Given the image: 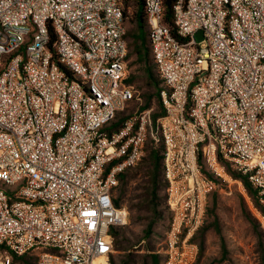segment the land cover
<instances>
[{
	"label": "built area",
	"instance_id": "1",
	"mask_svg": "<svg viewBox=\"0 0 264 264\" xmlns=\"http://www.w3.org/2000/svg\"><path fill=\"white\" fill-rule=\"evenodd\" d=\"M145 12L164 113L110 128L141 100L126 82L122 0H0V264H106L110 228L129 218L114 188L149 139L170 210L161 264L196 262L228 166L264 206V0H174L175 33L161 0Z\"/></svg>",
	"mask_w": 264,
	"mask_h": 264
},
{
	"label": "trees",
	"instance_id": "2",
	"mask_svg": "<svg viewBox=\"0 0 264 264\" xmlns=\"http://www.w3.org/2000/svg\"><path fill=\"white\" fill-rule=\"evenodd\" d=\"M131 2L133 4L131 22L134 26L133 28L128 29L126 25L127 9ZM173 3L174 0H161L164 14L163 20L171 27L172 32L175 33L173 21ZM122 9L124 23L126 26L125 36L128 43L127 58L129 59L130 56L134 55L132 63L138 64V73L129 72L126 82L130 84L138 82L136 87L141 90L140 95L143 99V102L139 105L138 109L141 110L151 108V119L153 122H155L156 119L164 113L163 105L159 95V90L162 87V83L155 72L154 64L150 55V47L147 38L145 0H122ZM51 36L53 40L55 38V34L52 30ZM121 113L123 112H117L114 120L110 124V128L119 126L121 122L128 116V114L120 115ZM136 167L144 169L146 185L142 188H137L138 190L132 193L129 200L126 201L123 199V194L125 192V187L128 184L129 171ZM228 171L232 176L242 179L243 185L247 193L255 202L256 207H258V209L264 213V206L258 201L256 190L247 182L246 178L239 172L232 170L229 166ZM161 175V144L155 146L153 145L151 139H149L146 146V155L142 158L138 165L126 169L119 175L118 184L114 188V191L117 188H120V190L117 195H115L113 192V202L116 206L124 205L127 208L130 223L129 225L118 227L112 226L110 228V234L113 237V246L119 255L111 253L108 257V264H161V259L156 251L162 244H160V246L155 250H153L151 246H147L148 248H146V251H142V248H140L142 241H144V239L150 238L155 233V225L161 215V189L163 188L164 182L161 179ZM210 176L213 177L211 174ZM213 178L217 181L218 187L224 186V189L227 188V185L224 184V182H221L215 177ZM215 189H217V187ZM214 191L215 190L212 192ZM213 202L215 203V197L213 198ZM166 207L170 214L167 203ZM241 208L243 214L251 222L255 229L257 244L259 246L258 251L260 253V261L261 264H264V233L262 230L258 229L256 224H254L252 217L243 204H241ZM209 225L210 224H206L204 220L197 233L198 235L199 233L201 234L199 253H201L203 249V235L205 234V231L208 229ZM211 225L215 226L220 236L222 249L220 259L223 260L227 255V248L220 233L216 217L213 218ZM134 226H140V232H136L133 229Z\"/></svg>",
	"mask_w": 264,
	"mask_h": 264
},
{
	"label": "rangeland",
	"instance_id": "3",
	"mask_svg": "<svg viewBox=\"0 0 264 264\" xmlns=\"http://www.w3.org/2000/svg\"><path fill=\"white\" fill-rule=\"evenodd\" d=\"M132 14L133 4L131 2L127 9L126 25L128 29H131L134 26L131 22ZM133 59L134 55L130 56L128 59L129 72L138 73V64L132 63ZM137 84L138 82L132 85L139 94L141 100L133 99L128 102L127 106L122 110L123 113L120 115L131 114L138 109L140 104H142L143 99L140 95L141 90L136 87ZM128 176V184L125 187V192L123 194V199L126 201L129 200L132 193L138 190L137 188H142L146 185V177L143 168H132L129 171ZM230 176L231 178L224 182V184L227 185V188L224 189V186H217V189H215V191L209 196L207 205L208 210H206L207 215L204 220L206 224L210 225L203 235V249L201 253H199V257L194 264H261L255 229L251 222L243 214L241 204L245 206L253 219L252 221L258 226V229L263 231L261 221L259 220L260 216L257 215L255 210V208L258 207H256L255 202L247 193L245 187L236 182L234 176ZM161 179L163 181L162 175ZM119 190L120 188H117L114 191L115 195L119 193ZM161 195V215L155 225V233L150 238L142 241L140 246L142 251H146V248L149 246L155 250L163 242L162 239L170 219V214L165 203L164 182L163 188L161 189ZM214 197L215 203L213 202ZM214 217L217 219L220 233L227 248V255L223 260L220 259L222 253L220 236L215 226L211 225ZM129 223L130 220L128 218V222L125 225H129ZM140 228V226L133 227L136 232H140ZM200 236L201 234L199 233L196 237L198 244L200 242ZM112 254L119 255L115 249ZM34 258L35 254H32L29 257L32 261ZM106 264H108V259Z\"/></svg>",
	"mask_w": 264,
	"mask_h": 264
},
{
	"label": "bare ground",
	"instance_id": "4",
	"mask_svg": "<svg viewBox=\"0 0 264 264\" xmlns=\"http://www.w3.org/2000/svg\"><path fill=\"white\" fill-rule=\"evenodd\" d=\"M102 259L95 260L94 263L97 264L101 261Z\"/></svg>",
	"mask_w": 264,
	"mask_h": 264
},
{
	"label": "water",
	"instance_id": "5",
	"mask_svg": "<svg viewBox=\"0 0 264 264\" xmlns=\"http://www.w3.org/2000/svg\"><path fill=\"white\" fill-rule=\"evenodd\" d=\"M197 36H199V38H201V33L199 32V33H197Z\"/></svg>",
	"mask_w": 264,
	"mask_h": 264
}]
</instances>
